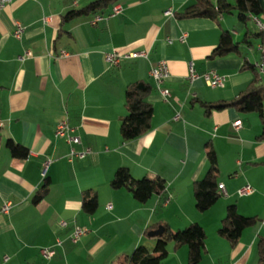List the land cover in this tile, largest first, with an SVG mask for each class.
Listing matches in <instances>:
<instances>
[{
  "label": "crops",
  "instance_id": "obj_1",
  "mask_svg": "<svg viewBox=\"0 0 264 264\" xmlns=\"http://www.w3.org/2000/svg\"><path fill=\"white\" fill-rule=\"evenodd\" d=\"M94 1L12 0L0 9V264H128L126 256L138 246L152 253L154 231L165 226L176 231L193 222L205 231V250L197 264H260L264 83L257 71L262 36L248 26L250 20L255 23L254 16L242 25L235 11L215 18L178 16L194 0H119L121 13L95 24L91 20L107 16L115 4L64 21L69 11ZM168 10L171 15L165 14ZM15 22L26 27L21 39L12 35ZM224 31L237 49L220 55L215 49ZM140 50L148 51V58H121L118 65L105 60L113 51ZM26 51L31 55L19 60ZM158 60L169 66L162 84L171 93L168 101L149 74ZM190 64L199 74L225 76L224 86L210 87L202 78L190 82ZM135 81L151 86L150 126L124 141L125 89ZM252 87L263 96L261 113L239 105L214 107L239 99ZM62 121L80 138L74 147L89 149L84 158L69 160L71 145L56 135ZM235 121L241 122L239 128ZM8 139L26 148L27 157H13L5 146ZM208 147L215 151L217 182L226 193L199 212L193 183L209 170ZM119 167L137 179L159 176L164 192L139 202L126 188H112ZM45 181L47 192L35 201ZM247 184L253 192L239 195ZM86 193L97 197L93 213L82 208ZM6 202L12 206L2 213ZM230 204L239 214L258 218L235 244L217 233ZM74 226L88 230L76 243L70 240ZM57 239L62 244L54 257L45 259L40 249ZM159 264H190L187 246L169 243Z\"/></svg>",
  "mask_w": 264,
  "mask_h": 264
},
{
  "label": "trees",
  "instance_id": "obj_2",
  "mask_svg": "<svg viewBox=\"0 0 264 264\" xmlns=\"http://www.w3.org/2000/svg\"><path fill=\"white\" fill-rule=\"evenodd\" d=\"M119 0H95L82 9L69 11L64 16V21H68L80 15L95 13L109 8ZM237 13L240 24L245 25L249 16H263L262 9L258 0H235L233 4L226 0H217L216 3L211 0H194L184 12L178 14L181 17L207 16L215 18L224 13ZM261 35V34H260ZM237 49V43L232 41L229 32L224 31L218 43L215 53L224 54ZM151 90L148 82L135 81L129 84L125 89L126 116L120 124V134L124 141L138 138L149 129L152 106L147 96ZM263 96L257 87H252L249 92L239 99L218 104L214 107L222 108L227 105H239L244 111L262 112ZM213 107V105L208 108ZM207 108V107H206ZM7 150L13 157L25 158L28 150L13 140L8 139L5 143ZM206 156L209 161V170L200 180L193 183V195L195 208L199 212L208 210L219 198L218 193V167L215 151L208 147ZM112 188H126L133 197L139 202L147 201L153 194H162L165 190L163 179L159 176H145L143 178H134L126 167H119L111 181ZM48 182L45 181L41 188L34 195L37 201L47 192ZM97 207V197L95 194L86 193L83 197L82 208L87 213H93ZM258 218L243 216L238 213L236 205L230 204L226 207V214L220 222L217 233L235 244L243 230L255 224ZM163 233L157 236L155 247L150 253L144 246L136 247L133 252L127 255L128 264H159L167 256L168 244L175 246L186 245L188 249V262L197 264L200 262L205 250V231L203 227L193 222L183 229L171 230L168 226L162 227ZM258 260L264 264V236H260L257 241Z\"/></svg>",
  "mask_w": 264,
  "mask_h": 264
},
{
  "label": "built area",
  "instance_id": "obj_3",
  "mask_svg": "<svg viewBox=\"0 0 264 264\" xmlns=\"http://www.w3.org/2000/svg\"><path fill=\"white\" fill-rule=\"evenodd\" d=\"M11 1L12 0H0V9H4L5 6ZM121 11H122V6L119 3H117L112 7L111 12L107 16L97 15L91 20V23L95 24L100 20L113 17L121 13ZM165 14L171 15L172 12L168 10L165 12ZM255 23L258 26V31L260 32L262 36V41L258 47L259 53H260V60L258 63H261L262 70L264 72V19L263 17L255 16ZM25 31H26V27L23 24H21L20 22H15L12 35L16 39H21L22 36L25 34ZM184 37L185 35L180 37V39L184 40ZM168 42H171V40L168 39ZM63 54L65 53L63 52ZM30 55H31L30 51H26L23 55L19 56L18 59L24 60L26 57ZM137 57L148 58V51L146 50L130 51V52L113 51V52L106 54L105 60L110 65H118L121 58H137ZM149 74L154 79L157 89L160 92L163 99L165 101H168L171 93L168 88H165L162 86L164 81L169 77L168 62L166 60L156 61L154 64L151 65ZM199 78H202L208 86L213 87V88L214 87L222 88L225 82V76L217 73L216 71H208L203 74H199L194 70L192 64H190L188 80L190 82H193L194 80L199 79ZM179 117H180L179 113H175L174 119L177 120ZM0 125H1V122H0ZM233 126L235 128H239L241 126V122L235 121L233 122ZM72 132H73V129L65 121L60 122L56 128V135L59 137H65L68 143L71 145L69 153H68V158L70 161H72L74 158H79V159L84 158L90 153L89 149L87 148L82 149V150H77L74 147V145L80 144V138L78 136L73 135ZM252 192H253V189L248 184L244 185L238 190L239 195H248ZM218 193L219 195L226 193L224 186L222 184L218 185ZM11 206H12L11 202L4 203L3 206L1 207V212L9 213ZM108 207H110V205ZM60 225L62 227H67L68 224L66 221H61ZM87 231L88 230L85 227L74 226L70 234L71 242L76 243L80 237H82L83 235L87 233ZM61 244H62L61 239H57L54 245L41 248L40 253L45 259H50L54 257V255L56 254V246H59Z\"/></svg>",
  "mask_w": 264,
  "mask_h": 264
},
{
  "label": "water",
  "instance_id": "obj_4",
  "mask_svg": "<svg viewBox=\"0 0 264 264\" xmlns=\"http://www.w3.org/2000/svg\"><path fill=\"white\" fill-rule=\"evenodd\" d=\"M262 9V13H263V19H264V0H258ZM163 233V228H159L158 230L154 231L152 234L153 235H161Z\"/></svg>",
  "mask_w": 264,
  "mask_h": 264
},
{
  "label": "bare ground",
  "instance_id": "obj_5",
  "mask_svg": "<svg viewBox=\"0 0 264 264\" xmlns=\"http://www.w3.org/2000/svg\"><path fill=\"white\" fill-rule=\"evenodd\" d=\"M253 20H254V22H255V16L253 17ZM256 24V23H255ZM256 27H257V29H258V26L256 25ZM257 68H258V70L257 71H259L258 73H260V75H261V81H263V83H264V72H263V70H262V65H261V63H257Z\"/></svg>",
  "mask_w": 264,
  "mask_h": 264
},
{
  "label": "rangeland",
  "instance_id": "obj_6",
  "mask_svg": "<svg viewBox=\"0 0 264 264\" xmlns=\"http://www.w3.org/2000/svg\"><path fill=\"white\" fill-rule=\"evenodd\" d=\"M263 17V16H262ZM248 26L250 27V29L251 30H254L255 28L254 27H256V24L255 23H253L251 20L248 22Z\"/></svg>",
  "mask_w": 264,
  "mask_h": 264
}]
</instances>
